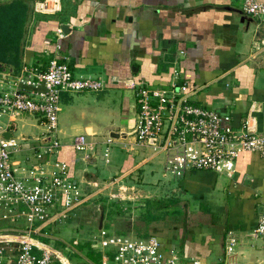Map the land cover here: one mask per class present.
I'll use <instances>...</instances> for the list:
<instances>
[{"label":"crops","instance_id":"0c3cea01","mask_svg":"<svg viewBox=\"0 0 264 264\" xmlns=\"http://www.w3.org/2000/svg\"><path fill=\"white\" fill-rule=\"evenodd\" d=\"M57 1L54 12L42 13L34 11L32 0H0V34L6 29L0 39V46L4 43L0 55L17 56L16 65L5 63L3 67L0 63V90L10 85L21 65L44 69L50 58L68 62L74 76L105 82L96 91L59 93L55 133L61 142L54 156L65 162L68 178L85 193L82 201L91 199V203L96 193L105 191L109 199L119 201L143 202L153 197L157 202L163 199L157 198L162 194L164 199L170 197V202L159 203L161 210L176 206L171 210L181 209L183 220L205 226L193 231L189 222L188 234L179 242L158 237L172 255L180 246L187 260L179 264H190L192 259L207 264L205 259L210 256L212 262L217 260L214 264L223 259L238 264L264 262V236L253 233L264 214V163L257 152H239L228 176L189 170L175 186L154 196L139 190L130 179L123 184L118 181L134 174L140 184L141 174L136 171L155 154L138 162L128 154L118 175L109 176L101 189L95 188L98 178L89 171L97 161L92 155L95 140L120 128L131 134L135 102L132 91L122 85L125 79L149 88L184 82L191 103L228 113L235 129L252 106L256 131L264 133V16L243 14L241 0ZM60 24L66 31L58 38L55 30ZM22 115L24 122L33 123L30 113ZM76 135L87 141L78 169V152L71 145ZM128 135L120 138L123 146L133 142ZM46 138L41 137L42 148L48 145V140L43 142ZM27 140L21 141V148H36ZM29 151L18 152L20 158L13 160L19 162ZM105 151L103 157L108 162L107 148L102 154ZM87 187L92 188L89 193ZM95 206L99 213L102 208L103 218L104 203ZM74 207L70 208L72 215ZM227 239L234 242L230 253L224 249Z\"/></svg>","mask_w":264,"mask_h":264},{"label":"built area","instance_id":"2783aa9c","mask_svg":"<svg viewBox=\"0 0 264 264\" xmlns=\"http://www.w3.org/2000/svg\"><path fill=\"white\" fill-rule=\"evenodd\" d=\"M32 3L34 11L52 13L58 1L32 0ZM241 11L263 17L264 2L241 0ZM55 32L58 38L62 36L59 28ZM104 83L98 78L74 76L68 62L50 58L44 69L21 65L10 85L0 91V134H11L9 138L0 136V220L12 224L0 228V264H70L51 244L32 236L82 201L68 178L67 165L54 156L59 143L48 139V145L41 150L21 148L12 131L17 116L25 112L43 124L46 133L55 132L59 93L96 91ZM122 85L132 91L135 102L130 129L133 142L162 152L164 171L172 177L180 178L189 170L228 176L242 151L257 152L264 163V133L256 131L252 106L235 129L228 113L191 103L184 82H173L167 88H149L125 79ZM71 145L77 152L84 151V136L74 137ZM25 149L30 150V155L19 162L11 159L12 154ZM105 154L106 151L102 155ZM34 223L41 224L34 226ZM253 233L264 236V214L259 216ZM98 234L99 244L112 249L110 255L102 256L100 264H107L108 257L113 264H177L171 250L154 235L143 238L108 235L102 227ZM233 247L234 242L227 239L225 251L230 253ZM190 264L202 263L192 259ZM215 264L238 263L223 259Z\"/></svg>","mask_w":264,"mask_h":264},{"label":"rangeland","instance_id":"374dc122","mask_svg":"<svg viewBox=\"0 0 264 264\" xmlns=\"http://www.w3.org/2000/svg\"><path fill=\"white\" fill-rule=\"evenodd\" d=\"M1 91V90H0ZM22 114L25 115V112L20 113L16 120L14 121L15 127L13 136L16 137L21 143L22 139L20 137L21 133L25 135H31V139L27 141L34 144L36 148L42 149L40 144L41 137L49 136L50 139L56 140L58 143L61 142L56 136L57 123L55 132L46 133L45 126L38 122V120L31 114L33 123L27 124L22 119ZM22 115V116H21ZM21 116V119H20ZM25 131V132H24ZM108 134V133H107ZM103 136L95 140L93 146L92 155L96 157L95 167L90 165V173H94L98 180V185L96 189H101V186H104L103 183L110 179L109 176L118 175L119 169L121 166L122 160L128 155H132L136 158V161H140L142 158H149L150 155L155 154L153 159L149 160L147 163L140 166L141 181L140 184L133 178L134 174L131 177H127L119 180L118 184H123L128 179L133 185H135L139 190L147 192L148 194L159 195L160 191L165 190L166 188H171L177 184V179L172 177L168 172L164 171V154L162 152H154L149 147L140 148L137 144L133 143L131 145L123 146L120 143V138H112L111 143L106 144L105 140L108 135ZM78 136V135H76ZM73 136L71 139H73ZM132 137V133L128 135ZM85 142L86 141V137ZM103 140V141H102ZM102 141V142H101ZM107 148V159L108 162H105L102 155L103 150ZM91 150V149H90ZM84 151H78L77 153V164L76 169L81 168L80 165V156ZM139 152V157L137 156ZM20 153L12 154L11 159L20 158ZM52 158V157H51ZM118 171V172H117ZM108 177V178H107ZM117 184V185H118ZM139 184V186H138ZM117 185L115 184L112 188L113 191L116 190ZM80 187V186H79ZM87 193H89L92 188H86ZM169 190V189H168ZM170 191V190H169ZM81 198L85 196V193L82 192L81 187L79 189ZM171 194V193H170ZM162 196V197H160ZM157 198H163L157 202L166 204L169 201V194L167 192L166 197L162 194ZM145 200L142 202V199L129 201L127 199L118 200L116 198L109 199L108 194L105 192L96 193L94 195L93 202L90 203V200L84 199L81 203L77 204L72 210L73 215L70 213L71 209L65 211L62 217H59L56 221L52 223H46L43 225V228L38 235H32L33 237L40 239L41 241H46L51 244L54 248H57L61 251L62 256L66 258L70 264H100L101 258L103 255H110L112 249L104 248L99 244V234L95 228L98 223L99 211L96 209V204L104 203L105 214L103 215L101 221V227L105 229L108 235H121L128 236L131 238H143L148 235H154L157 238L163 240L176 238L178 242L185 237L188 233L187 228L189 222L185 221L180 217L181 209L169 208L167 210L159 208L157 202L152 199ZM142 202V203H141ZM142 204L143 206H141ZM141 208H138V207ZM189 214V212L187 213ZM186 222L183 225V222ZM41 223H34V226H39ZM190 224L193 226L192 230L196 229L202 230L203 226H194L196 224ZM184 229H183V226ZM190 231V230H188ZM43 237H46L44 239ZM180 246H176L175 252L173 255L176 257L177 263H184L187 258L182 256ZM210 258H206L205 262L211 264ZM107 264H113L112 258L108 257Z\"/></svg>","mask_w":264,"mask_h":264},{"label":"water","instance_id":"95a60500","mask_svg":"<svg viewBox=\"0 0 264 264\" xmlns=\"http://www.w3.org/2000/svg\"><path fill=\"white\" fill-rule=\"evenodd\" d=\"M59 29L61 30V32L65 33L66 26L63 25V24H60L59 25ZM1 64H2L3 67H6L7 66L5 63H1ZM9 67H11V66H9ZM128 133L129 132H126L123 128H120L117 131H110L108 135H109V137L116 139V138H125L128 135ZM0 136L3 137V138H9V137H11V134L9 132H2L0 134ZM20 137L23 138V139H29V138H31L30 135H25V134H21ZM47 140H48V138H46L45 140H43V142L44 141H47ZM151 141H152V139L150 140V142ZM99 210H100V213H99V216H98L97 229H99L101 227V221H102V208L99 207Z\"/></svg>","mask_w":264,"mask_h":264},{"label":"trees","instance_id":"16d2710c","mask_svg":"<svg viewBox=\"0 0 264 264\" xmlns=\"http://www.w3.org/2000/svg\"><path fill=\"white\" fill-rule=\"evenodd\" d=\"M11 27L12 26L8 27V30L10 29V32H11ZM4 31H6L5 28L2 31L3 34L2 33L0 34V39H4V36H3L4 35ZM3 45H4V43L2 42L0 48L3 47ZM16 58H17L16 55L9 56V57H5L3 55H0V63H6V64H8V63L10 64L11 63L12 65H16ZM156 205H158V207H159L160 206L159 202H157ZM11 225H12L11 223L3 222V221L0 220V228L1 227H6V226H11Z\"/></svg>","mask_w":264,"mask_h":264}]
</instances>
